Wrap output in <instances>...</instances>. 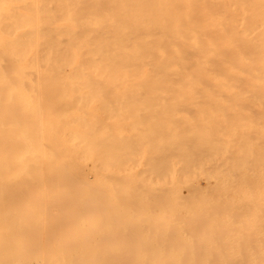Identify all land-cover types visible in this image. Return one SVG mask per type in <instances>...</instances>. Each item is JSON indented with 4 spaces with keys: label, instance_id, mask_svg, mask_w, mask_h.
<instances>
[{
    "label": "bare ground",
    "instance_id": "6f19581e",
    "mask_svg": "<svg viewBox=\"0 0 264 264\" xmlns=\"http://www.w3.org/2000/svg\"><path fill=\"white\" fill-rule=\"evenodd\" d=\"M263 115L264 0H0V264H264Z\"/></svg>",
    "mask_w": 264,
    "mask_h": 264
},
{
    "label": "rangeland",
    "instance_id": "374dc122",
    "mask_svg": "<svg viewBox=\"0 0 264 264\" xmlns=\"http://www.w3.org/2000/svg\"><path fill=\"white\" fill-rule=\"evenodd\" d=\"M203 108H204V107H203ZM203 108H202V109H203ZM198 109H199V108H198ZM208 109H210V108H208ZM208 109H207V108H206V109L204 108L203 110H204V111H205V110L208 111ZM212 110H213V109H212ZM215 110H217V109H215ZM231 110H232V109H231ZM210 111H211V109H210ZM213 111H214V110H213ZM263 117H264V115L262 116V118H263ZM263 119H264V118H263ZM263 119H262V120H263ZM211 125L213 126L212 129L215 128V130L218 131V128H217V127H214V126H217V125H215V124H211ZM211 125H210V126H211ZM216 128H217V129H216ZM219 128H220L219 130L221 131V128H223V129H224V128H225V129H226V128H227V129L229 128V129H230L231 127H230V125H227V126H225V127H224V126H219ZM207 129H208V128H207ZM223 129H222V130H223ZM202 130H203V128H202ZM204 130H205V132H208L206 129H204ZM213 130H214V129H213ZM215 130H214V131H215ZM217 131H215V132H217ZM209 132H210V131H209ZM209 132H208V133H209ZM218 132H219V131H218ZM213 133H214V132H213ZM208 142H209V141H208ZM204 143H205V144H204ZM202 144L206 146V147L203 146L204 149H205V148H208V145H210V142H209V143H207V142H203ZM242 149H243V148H241V150H242ZM201 184H204V183L201 182ZM203 186H204V185H203ZM183 191H184L185 194L187 193L186 189H183ZM241 246H242V245H241ZM254 246H255V245H254ZM257 247H258V246H257ZM257 247H256V248H257ZM238 248H239V247H238ZM240 248H241V247H240ZM242 248H243V246H242Z\"/></svg>",
    "mask_w": 264,
    "mask_h": 264
}]
</instances>
